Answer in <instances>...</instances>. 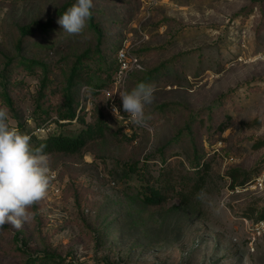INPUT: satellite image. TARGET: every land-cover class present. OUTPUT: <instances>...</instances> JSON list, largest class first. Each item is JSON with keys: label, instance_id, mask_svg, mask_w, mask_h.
<instances>
[{"label": "rangeland", "instance_id": "1", "mask_svg": "<svg viewBox=\"0 0 264 264\" xmlns=\"http://www.w3.org/2000/svg\"><path fill=\"white\" fill-rule=\"evenodd\" d=\"M70 1L0 0V107L8 109L10 126L25 134L34 136L47 121L34 132L75 135L98 110L113 129L123 125L101 91L84 93V106L94 103L91 116L82 113L84 122L58 120L74 56L96 44L88 25L79 35L62 30L28 36L22 53L41 63L30 72L19 61L20 26L46 22ZM93 3L109 56L105 72L93 73L94 82L109 80L108 65L122 46L141 64L126 90L131 77L135 82L150 69L166 65L169 73L158 77L146 126L130 123L118 135L95 137L83 153L49 154L48 195L30 209L35 217L21 229H0V264H27L45 254L62 264H264V0ZM45 64L49 77L41 96ZM85 85L74 87L77 99ZM113 99L123 110L120 95ZM189 121L200 161L209 165L203 190L219 213L197 196L186 205L171 197L151 206L141 195L147 184L161 185L167 165L190 169L189 136L182 147L167 150L176 157L158 152ZM134 162L144 179L135 171L127 176ZM231 168L246 171L248 182L233 186Z\"/></svg>", "mask_w": 264, "mask_h": 264}, {"label": "trees", "instance_id": "2", "mask_svg": "<svg viewBox=\"0 0 264 264\" xmlns=\"http://www.w3.org/2000/svg\"><path fill=\"white\" fill-rule=\"evenodd\" d=\"M74 1L67 2L63 8H61L56 17L48 19L46 22H40L38 20H34L30 24L21 25L20 26V37L15 43V47H17L19 53H21L19 58L20 63L25 66L27 70L30 72L34 71L35 64L41 63V61L36 60L34 58L27 57L23 54L24 44L28 36H32L36 33L43 34H51L54 32H61L63 30L62 26H60L56 21L59 19L60 15H62L67 8H69ZM93 11V9H92ZM94 13V12H93ZM88 29L95 33L96 44L94 46H88L78 52L74 56V61L70 67L69 74L65 80L64 92H63V106L59 109V117L58 120L60 123H66L71 121H83L84 118L81 116L82 113L88 112L91 116L94 108V103L92 100L87 102V106H84V93L88 90V87L94 89L92 91L95 94H99L100 91L102 95L107 97L105 91H113L114 90V79L117 69L119 67L118 59L108 65L107 77L109 80H104L101 82H94L92 75L96 71L105 72L104 65L107 63L108 55V46L104 44L105 41V32L101 28L100 24L95 20V14L92 19L88 22ZM119 50V49H118ZM17 58V59H18ZM95 64V66H94ZM40 65V64H39ZM43 82L40 88L41 96L44 94V88L47 86L48 81V69L47 65H43ZM168 66L163 65L158 68L150 69L143 74H141L138 78H136L135 82L130 80L128 90H131L136 86L138 82H144L147 84L158 83V77L166 72ZM139 71V70H138ZM132 72L129 74L128 79ZM128 82V81H127ZM126 82V83H127ZM133 82V83H132ZM86 84L83 87L81 100L75 97L74 87L78 84ZM127 87V86H126ZM126 90V89H125ZM3 97L8 104L12 105V99L7 90L3 92ZM90 105V108H88ZM40 109L42 106L40 104L37 105ZM54 121V120H53ZM55 122V121H54ZM123 122V121H122ZM48 122L45 121L42 126H36L35 130L40 131L41 128L45 127ZM202 124L204 120H200L199 124ZM186 129H181L177 132V135L168 143V145L164 148L158 150L160 155L164 158L176 157V153L167 154V150L182 147L185 142L186 137H190L191 139V148L193 150V156L191 163L192 165L189 167L190 169H186L185 172L179 169L177 164H169L167 168L163 170L162 178L160 179V186H154L147 184L144 189L141 190V195H143L144 201L151 206L161 204L165 202L167 199L171 197L179 198L183 204H188L191 199L197 196V193L204 189L208 182V169L209 165L205 162H201V153L200 148L196 144L193 132L190 126V121L186 124ZM127 126L124 124L118 126L116 129H113L106 120V117L103 115L101 111L96 112V119L93 122H90L86 127L82 128L80 132L77 134H65L60 132L59 134H46L40 132H34L33 134H28L31 136V144L33 146H39L40 144H45L47 147L45 151L48 154L52 153H66V154H77L83 153L88 150L89 142L95 137H105L109 134L118 135L125 130ZM225 124H220V130L225 129ZM264 142H260L262 145ZM176 145V146H174ZM165 160V159H164ZM171 163V162H170ZM128 172L127 176L131 171L137 172L140 178L144 179V174L137 167V162L130 163L127 166ZM228 175L232 179V185H244L249 180V175L246 171H241L239 168H231L228 171ZM177 186H180L178 189ZM260 218L264 219V208L260 211ZM27 264H62L61 260L54 257L53 255L45 254L43 256H37L36 258L29 259ZM67 264H73L71 262Z\"/></svg>", "mask_w": 264, "mask_h": 264}, {"label": "clouds", "instance_id": "3", "mask_svg": "<svg viewBox=\"0 0 264 264\" xmlns=\"http://www.w3.org/2000/svg\"><path fill=\"white\" fill-rule=\"evenodd\" d=\"M93 0H75L60 15L57 23L69 35H79L86 28L94 13ZM91 94L94 89L88 87ZM157 88L154 84L138 82L131 90L119 92L124 112L130 122L138 127L146 126L152 119L146 109L155 101ZM112 112L119 120L120 110L113 105ZM9 111L0 107V229L11 225L19 230L24 223L35 217L30 209L48 195L51 181V160L46 145L33 146L31 136L13 128L8 123ZM197 199L206 201L219 213L207 193L201 189Z\"/></svg>", "mask_w": 264, "mask_h": 264}, {"label": "built area", "instance_id": "4", "mask_svg": "<svg viewBox=\"0 0 264 264\" xmlns=\"http://www.w3.org/2000/svg\"><path fill=\"white\" fill-rule=\"evenodd\" d=\"M117 59L119 67L115 74L114 90L105 91L107 95L106 108L112 115H114L112 112V106L115 105L120 110V114L122 116L120 120L123 121L128 128L131 123L130 119L128 118V114H125V112L121 109L118 103L114 101L113 96L118 95L119 92L124 91L126 89V82L130 72L135 69L141 68V64L139 62V58L136 55L131 54L127 46H122L119 48ZM259 185L262 186V182H260Z\"/></svg>", "mask_w": 264, "mask_h": 264}]
</instances>
